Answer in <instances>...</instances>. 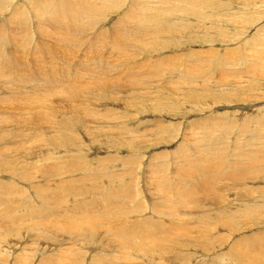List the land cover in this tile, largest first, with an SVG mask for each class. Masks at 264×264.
Here are the masks:
<instances>
[{"label":"rangeland","instance_id":"rangeland-1","mask_svg":"<svg viewBox=\"0 0 264 264\" xmlns=\"http://www.w3.org/2000/svg\"><path fill=\"white\" fill-rule=\"evenodd\" d=\"M146 1L161 16L154 10L142 28L136 8ZM95 4L76 23L61 8L28 16L25 34L13 23L2 27L16 47L0 53L1 150L15 165L2 169L0 182L17 193L0 186V264H264V0ZM26 6L36 8L2 0L1 25ZM135 28L133 38L126 30ZM36 95L45 97V110L53 105L83 127L62 140ZM162 177L175 186L161 188ZM95 178L101 183L93 190ZM41 186L50 200L33 197ZM104 186L120 198L114 202ZM230 206L231 215L223 214ZM124 208L132 228L114 226L126 221L113 217ZM69 218L95 219L93 236L62 228ZM180 218L187 240L177 248V234L163 226Z\"/></svg>","mask_w":264,"mask_h":264},{"label":"bare ground","instance_id":"bare-ground-1","mask_svg":"<svg viewBox=\"0 0 264 264\" xmlns=\"http://www.w3.org/2000/svg\"><path fill=\"white\" fill-rule=\"evenodd\" d=\"M25 4H27V3H29V5H33V6H35L36 8H34V11H32V12H29L28 11V9H26L25 10V8H28L27 6L26 7H23L24 9L23 10H18L17 9V11H15L14 13H12V11L10 12L11 13V15H10V17L9 18H7V17H4V20H5V22H6V24H4V26H2L1 25V23H0V53H4L5 51H7V52H12L14 49H15V47H16V44L14 43V42H12L11 41V37H10V35H9V33H8V31L7 30H3L2 29V27H8V24L9 23H13V24H16L17 26H19L20 28H18L19 29V31H23L24 30V25L25 24H28V19H27V17L28 16H31L32 18H33V13L35 14V15H38L39 13H40V15H42L43 16V18H45L46 16H53L59 9H61V8H65V9H68V10H72V11H70L67 15H68V17H70V19L72 20V22L73 23H76V22H78L79 21V19H80V17H81V15H82V13H83V11L84 10H88V9H90V8H97V4H95L96 3V1L97 0H91L86 6H83L79 1H73V0H58L57 2H55V1H53V0H22ZM113 1V0H112ZM9 2V1H8ZM2 3V0H0V4ZM145 3V4H144ZM4 4H5V2H4ZM8 4V3H7ZM99 4V3H98ZM11 5V4H10ZM15 6L16 5H18V4H14ZM13 5V6H14ZM149 5H150V3L149 2H143V3H140V6H142V9H138V8H136V11L138 12L139 11V13L140 14H142V16L140 17V20L142 21V28H144V18H149L150 20H152V17H151V15L150 14H154V13H151V12H153L154 10L156 11V16H161V14H159V13H157L158 11H160L159 9H152V8H149ZM32 7V6H31ZM17 8V7H16ZM20 9V8H19ZM133 8H131V9H129L128 11H131ZM1 10V9H0ZM25 10V11H24ZM134 10V9H133ZM127 11V12H128ZM1 12V11H0ZM28 14H27V13ZM137 12H136V14H137ZM5 13V12H4ZM128 13H131V12H128ZM127 13V14H128ZM126 14V15H127ZM132 14V13H131ZM5 15V14H4ZM41 16V17H42ZM156 16H154V17H156ZM163 16V15H162ZM38 17V16H37ZM128 17V16H127ZM122 18V17H121ZM129 18L132 20V18L129 16ZM157 18V17H156ZM124 19H126V17H123V20ZM139 19V18H138ZM137 19V20H138ZM41 20H42V18H41ZM128 20V19H127ZM156 20V19H155ZM40 21V20H39ZM45 21H49V20H47V19H45ZM130 21V20H129ZM128 21V22H129ZM41 22V21H40ZM126 22V21H125ZM149 22V21H148ZM147 22V23H148ZM43 23V22H42ZM48 23V22H47ZM35 24V23H34ZM40 24V23H39ZM31 25V24H30ZM139 25H140V23H139ZM140 27V26H139ZM86 29H88V27L86 26L85 27ZM158 29V28H157ZM133 38H135L136 37V35L138 34V33H140V31H139V28H135V29H131V30H126ZM144 31V30H143ZM150 31H152V30H150ZM77 32H78V30H77ZM146 32H148V31H146ZM23 33L25 34V31H23ZM28 33V32H27ZM169 33H171V32H169ZM158 34V33H157ZM12 35V34H11ZM49 34H47L46 36H48ZM108 35V34H107ZM154 35V34H153ZM98 36V35H97ZM13 37V36H12ZM37 37V36H36ZM102 37V36H101ZM109 37V36H108ZM111 37V36H110ZM156 37H153V38H151V39H155ZM168 38V37H167ZM40 39V38H39ZM43 40V39H42ZM17 41V40H16ZM51 43V42H50ZM75 43V42H74ZM11 44H13V45H11ZM15 44V45H14ZM103 44V43H102ZM86 42L83 44V48H86ZM91 45V44H90ZM104 45H105V43H104ZM126 45H127V43H126ZM10 46H12V47H10ZM49 46V45H48ZM45 47V46H44ZM44 47H42V49L44 48ZM49 48V47H48ZM54 48H56V47H54ZM97 48V45H95L94 46V51H95V49ZM143 48V47H142ZM49 49H51V48H49ZM78 49V48H77ZM80 49V48H79ZM17 51V55L19 54V51L18 50H16ZM93 51V52H94ZM76 52H77V54H80L81 53V51H79V50H76ZM123 53H126V51H123ZM1 58H0V76H3V75H5V74H2V73H5V71H6V67H5V65L3 64V62H2V56H0ZM77 57H81L82 59H85L86 60V63L88 62V60L84 57V55L83 56H81V55H77ZM22 57H19V56H16V61H18L19 63L21 62L20 61V59H21ZM159 59V58H158ZM79 61V60H78ZM77 61V62H78ZM159 61V60H158ZM23 62V61H22ZM21 62V63H22ZM184 62V61H183ZM153 63V62H152ZM162 64V63H161ZM127 65V64H126ZM185 65V64H184ZM183 66V65H182ZM100 66L98 65L97 67H96V71H99V68ZM161 69V68H160ZM58 72V71H57ZM128 72V71H127ZM50 73H53V72H50ZM56 73V72H55ZM59 73V72H58ZM60 74L62 75L63 74V69H62V67H61V70H60ZM12 75H10V77H11ZM176 76V75H175ZM76 77H78V75H76ZM178 78V77H177ZM4 79H2L1 81H3ZM55 81H57L58 82V80L56 79ZM6 82V81H5ZM8 83V82H7ZM171 83V82H170ZM10 84V83H9ZM172 84V83H171ZM170 84V85H171ZM89 88L92 90L93 89V87L90 85L89 86ZM60 89V88H59ZM64 90V89H63ZM57 93H58V91L57 90H55ZM71 91V90H70ZM70 91H69V100H71V99H73V96L71 97V95H73V94H77V92L75 91V89H73L72 91L73 92H71L70 93ZM137 91V90H136ZM59 92H60V90H59ZM9 94V93H8ZM176 94V93H175ZM34 96V95H33ZM36 96H38V95H36ZM196 96V95H195ZM6 97H9V96H6ZM15 97H18V96H16L15 95ZM14 97V98H15ZM31 97V96H30ZM39 97V96H38ZM37 97V98H38ZM104 97H106V95H104V96H102V98H101V100L103 101V100H108L107 98H104ZM178 97H179V95H178ZM11 98V97H10ZM25 98V97H24ZM28 98V97H27ZM34 99H35V97H33ZM67 98V97H66ZM189 98H191V95L189 96ZM26 99V98H25ZM29 100H30V98H29ZM36 101H37V103L40 105L39 106V108H40V113H41V116L43 117V120L46 122L48 119H50V121H51V125H54L53 127H54V130L52 131L54 134L55 133H61V139L62 140H64V141H66V139L64 138V133L67 131V132H73V130L74 129H76V128H78V127H83V126H79L78 124H68L67 123V118H65V116L66 115H63L58 109H56V108H54L53 107V105H50V107L48 108V110H45L44 109V105H45V97L44 96H42V97H39V99H36ZM64 101V100H63ZM121 101V100H120ZM20 102H22V101H20ZM26 102V101H25ZM29 102V101H28ZM30 102H33L32 100L30 101ZM29 102V103H30ZM36 105V103L34 104V106ZM120 105V104H119ZM76 106V105H75ZM79 107H80V105H78V109H79ZM137 107V106H136ZM77 109V110H78ZM58 110V111H57ZM80 112H82V111H80ZM114 113V112H113ZM43 114H46L45 116H43ZM78 114V116H80V114L79 113H77ZM115 114V113H114ZM22 116V115H21ZM20 119V118H19ZM20 120H22V118L20 119ZM19 120V121H20ZM70 120H72V119H70ZM114 120V119H113ZM79 121V120H78ZM73 122H74V120H73ZM113 122V121H112ZM20 123H22L21 121H20ZM40 123H43V122H40ZM39 123V125L40 126H38L37 128L39 129V131L41 130V129H43V127H42V125ZM75 123H78L77 122V120H76V122ZM124 125V124H123ZM126 125V124H125ZM52 127V128H53ZM68 127H69V129H68ZM205 127V126H204ZM87 129H89V128H87ZM30 130V129H29ZM68 130H70V131H68ZM37 131V129L35 128L34 129V132H36ZM38 131V132H39ZM76 131V130H75ZM33 132V133H34ZM41 132H42V130H41ZM44 133V132H43ZM129 133H131V132H129ZM52 134V133H51ZM70 134V133H69ZM125 134V133H124ZM66 135H68L67 133H66ZM121 135V134H120ZM41 136V135H40ZM49 136V135H48ZM51 137V136H50ZM67 137H69V136H67ZM208 137V136H207ZM52 138H54V137H52ZM72 139V138H71ZM75 139V138H74ZM73 139V140H74ZM50 140H52L51 138H50ZM78 140V139H77ZM53 141V140H52ZM67 141H69V140H67ZM76 142V141H75ZM51 143H53V142H51ZM63 143V142H62ZM74 144H77V143H74ZM52 145V144H51ZM126 145V147H128V148H130L131 147V145H130V143L129 144H125ZM2 141H1V138H0V172H2V169L3 168H11L12 167V165L11 164H13V160H11V158L10 157H7V156H5L4 155V152H2ZM70 149V148H69ZM181 149H183V148H181ZM59 150H61V149H59ZM58 150V151H59ZM63 151V150H62ZM179 151H181V150H179ZM60 152V151H59ZM183 152V151H182ZM181 152V153H182ZM60 155H61V153H60ZM60 157V156H59ZM64 157V156H63ZM161 157V156H160ZM188 157V156H187ZM4 159H6L5 161H3ZM97 159V158H96ZM72 160V159H71ZM114 160V159H113ZM55 161V160H54ZM97 161V160H96ZM252 163V165L254 164V165H256L257 164V160L256 159H251L250 160ZM259 161V160H258ZM16 162V161H15ZM14 162V163H15ZM45 162V161H44ZM94 162V161H93ZM60 163V162H59ZM13 165H15V164H13ZM254 165H253V167H254ZM160 166V165H159ZM24 167V166H23ZM22 167V168H23ZM115 167V166H114ZM13 168V167H12ZM16 168H18L17 166H16ZM47 168V167H46ZM50 168V167H49ZM14 169V168H13ZM31 169V168H30ZM20 170V169H19ZM22 170V169H21ZM28 170V169H27ZM26 170V171H27ZM25 171V170H24ZM48 171V169L46 170V172ZM51 171V170H50ZM50 171H49V173H50ZM107 171V170H106ZM111 171H113V170H111ZM18 172V171H17ZM108 172V171H107ZM158 172H159V170H158ZM14 173V172H13ZM43 173H44V170H43ZM24 174V173H23ZM45 174V173H44ZM123 175V174H122ZM132 175V174H131ZM13 176V175H12ZM54 175H49V177H53ZM124 176H125V174H124ZM128 176V175H127ZM160 176V175H159ZM166 176V175H165ZM165 176H164V178H165ZM70 177V176H69ZM88 177V176H87ZM86 177V178H87ZM119 177V176H118ZM168 177V176H167ZM19 178V177H18ZM59 178V177H58ZM61 178V180H60V182L61 181H64V178L63 177H60ZM94 178V177H93ZM53 179V178H52ZM57 179V178H56ZM55 179V180H56ZM84 179V178H83ZM96 180V182H94V181H92V182H94V187L92 188L93 190L94 189H96V188H100L99 187V183H101V182H97V181H99V179H97V178H95ZM105 179V178H104ZM168 178H166V179H163V177H162V180H161V182H162V184H160L161 185V188H164V189H168V188H173L174 186H175V183L174 182H169L168 180H167ZM170 179H171V176H170ZM88 180H89V178H88ZM91 180V179H90ZM101 180H102V178H101ZM15 181H18V180H16L15 179ZM116 181V180H115ZM19 182V181H18ZM3 182H0V186H2L3 188L2 189H4V190H8V191H10V193H14V192H16L17 193V191H15L16 190V188H12V186H10V187H8L5 183H3ZM88 183H89V181H88ZM87 183V184H88ZM16 185V184H15ZM130 185V184H129ZM26 186V185H25ZM65 185H62V183L61 184H58L57 185V187H60L59 189H56L58 192H60V194L62 193V191H64V189L62 188V187H64ZM28 187V186H27ZM31 187V186H30ZM38 187V186H37ZM36 187V188H37ZM85 187V186H84ZM125 187V186H124ZM1 188V187H0ZM29 188V187H28ZM47 188V187H46ZM45 188V189H46ZM56 188V187H55ZM104 188H105V192L110 196V197H113V200H114V202H115V200H118V197L120 196H117V197H115V195H114V188H112L111 190L107 187L106 188V186H104ZM132 188V187H131ZM1 189V190H2ZM41 189H42V186L39 188V190H37V191H35V192H33V193H36V195L35 196H33L34 198H36V199H39V198H41L42 200H50L49 198H51V197H49L48 195H42V192H44V191H42L41 192ZM48 189V188H47ZM3 190V191H4ZM20 190V189H19ZM56 190H55V192H56ZM100 190V189H99ZM113 190V191H112ZM143 190V189H142ZM141 190V191H142ZM21 191V190H20ZM48 191H50V190H48ZM78 191V190H77ZM86 191V190H85ZM90 191V190H89ZM96 191V190H95ZM130 191V190H129ZM1 192V191H0ZM57 192V193H58ZM92 192V191H91ZM99 192V191H98ZM102 192V191H101ZM121 192V191H120ZM125 193H127L126 191H124ZM2 194H4L3 192H1ZM27 193V192H26ZM78 193V192H77ZM22 194H23V192H22ZM22 194H20V195H22ZM81 194V193H80ZM101 195V199L103 198L104 200H106V201H108L104 196H103V194H100ZM132 195H134V194H132ZM132 195H129V197L131 196L132 197ZM6 196V195H5ZM52 196V195H51ZM58 196H60V195H55V198H57ZM62 196V195H61ZM60 196V197H61ZM11 197V196H10ZM53 197V196H52ZM7 198V197H6ZM16 198V197H15ZM59 198V197H58ZM57 198V199H58ZM120 198V197H119ZM134 198V197H133ZM2 199H3V197L1 196V194H0V203L2 202ZM5 199V198H4ZM3 199V200H4ZM61 199V198H60ZM6 200H8V199H6ZM59 200V199H58ZM11 201V200H10ZM54 201V200H53ZM101 201V200H100ZM109 202V201H108ZM137 202H139V201H137ZM263 202V201H262ZM9 203V202H8ZM33 203V202H32ZM260 203L261 202H259V203H256V205H255V208H258V206L260 205ZM264 204V203H263ZM263 204L261 203V205H262V207L261 208H259V210L260 209H262V210H264V207H263ZM15 205V204H14ZM75 205H77V204H75ZM60 206V205H59ZM144 206H145V204H144ZM125 207V206H124ZM253 207V206H252ZM121 208H122V206H121ZM24 209H26V208H24ZM23 209V210H24ZM255 210V209H254ZM13 211V210H12ZM26 211V210H25ZM222 211V213L223 214H228V215H231V212L230 211H233V209L231 208V206L230 207H228L227 209H225V210H221ZM250 211V208H248V210H246L245 211V213H248ZM118 212V215H115V216H113L114 217V219L116 218H118V220H123V219H126V221H128V222H126V221H124V222H122V221H117V222H115V224H114V226L116 225V223H117V225H119V224H122V227H124V226H127L126 224H130L129 225V227H131L132 228V226L131 225H134L135 224V222H133V221H129V217H128V215H129V211L128 210H125V208L124 209H121V210H119V211H117ZM253 212V211H252ZM215 213H217V212H215ZM254 213H255V211H254ZM65 214V213H64ZM207 214L208 213H206V212H203L202 214H201V216L202 217H204V216H207ZM218 214V213H217ZM31 215V214H30ZM151 215V214H150ZM168 215V214H167ZM219 215V214H218ZM244 215V214H243ZM153 216H154V214H153ZM177 216V215H176ZM179 216V215H178ZM227 216V215H226ZM225 216V217H226ZM32 217V216H31ZM157 217V216H156ZM155 217V218H156ZM172 217V216H171ZM208 217V216H207ZM154 218V217H153ZM155 218H154V220H155ZM160 218V217H159ZM168 218V217H167ZM175 218V217H174ZM229 218H230V216H229ZM66 219V218H65ZM75 219V218H74ZM74 219H71V218H69L68 220H69V222L70 223H72V224H69V222H68V224L67 225H65V226H63L62 228H64V229H67V230H69V228H76V230H77V234H79V235H83V234H85V232H87V234L89 233L91 236H93V232L96 230V228H94V227H92V225H96V220L95 219H93V218H89V219H86L85 221H84V223H82L81 222V219H78V220H74ZM115 219V220H116ZM140 219V218H139ZM207 219V218H206ZM228 219V218H227ZM233 218H231V220H232ZM134 220H136V219H134ZM208 220V219H207ZM62 221V220H61ZM214 221H215V219H214ZM228 221V220H227ZM138 222H140L139 220H138ZM138 222H137V224H138ZM181 222V218H180V220H178V221H173V220H170L169 219V221L167 222V223H165L164 224V228L165 227H167V228H169V230H171L173 233L175 232V234H177V238H176V240H175V242L176 243H178V244H176V246H177V248L179 247V246H181V245H184L185 243V241L187 240V236H185V235H183L184 234V232H183V229H182V227L181 226H179V223ZM223 222V221H222ZM66 224V223H65ZM89 225H91V226H89ZM140 225H142V224H140ZM218 225V224H217ZM220 225H222V224H220ZM62 226V225H61ZM119 226H121V225H119ZM234 226V225H233ZM118 227V226H117ZM141 227H143V225L141 226ZM154 227H155V224H154ZM159 227V226H158ZM226 227V226H225ZM126 228V227H125ZM166 228V229H167ZM122 229V228H121ZM127 229V228H126ZM159 229H161V228H159ZM234 229V228H233ZM59 230V229H58ZM140 230V229H139ZM158 230V229H157ZM168 230V229H167ZM123 232H124V234H126V232L127 231H124V230H122ZM129 231H131V230H129ZM153 231H156V230H153ZM62 232H64V231H62ZM67 232H69V231H67ZM119 232V231H118ZM156 232H158V231H156ZM234 232V231H233ZM129 234V233H128ZM128 234H126L127 236H128ZM146 234H148V236H154V235H152V232H151V230H149V229H147V231H146ZM130 235V234H129ZM182 235H183V240H181V237H182ZM5 237V236H4ZM165 237V236H164ZM173 237H175V236H173ZM172 237V238H173ZM110 238V237H109ZM119 239L121 238V235L118 237ZM118 238H114V240H119ZM149 239V238H148ZM99 240V239H98ZM154 240V239H153ZM152 240V241H153ZM189 240V239H188ZM149 241V240H148ZM124 243L125 242H123L122 241V245H124ZM156 243V242H155ZM155 243H153V244H155ZM214 243V242H213ZM187 244H189V241H187L186 242V246H187ZM205 244V243H204ZM149 245H151L150 243H149ZM156 245V244H155ZM209 245H211V242L209 243ZM154 246V245H153ZM185 246V245H184ZM223 246V245H222ZM122 248H123V246H121ZM172 248V247H171ZM176 248V249H177ZM184 248V247H183ZM162 249V248H161ZM179 249H181V247L179 248ZM120 250V249H119ZM183 250V249H182ZM121 251V250H120ZM204 251H206V250H204ZM122 252V251H121ZM208 252V251H207ZM205 253V252H204ZM66 254V253H65ZM64 254V255H65ZM160 254V253H159ZM229 254V253H228ZM59 255V254H58ZM62 255H63V253H62ZM122 255V254H121ZM60 256V255H59ZM56 257H57V255H56ZM65 257H67V255L65 256ZM251 257V256H250ZM65 259L63 256L60 258V260L61 259ZM76 258V257H75ZM116 258V257H115ZM119 258V257H118ZM255 258V257H254ZM253 258V259H254ZM62 259V260H63ZM68 259V258H67ZM73 259V258H72ZM122 259V258H121ZM240 259V258H239ZM238 259V260H239ZM247 259V258H246ZM57 260H59V259H57ZM59 260V261H60ZM69 260V259H68ZM99 260H100V258H99ZM241 260V259H240ZM244 261H246L245 259H243ZM248 260V259H247ZM51 261H54V259H51ZM56 261V260H55ZM74 261V259L71 261V263H74V264H76L75 263V261ZM83 261V260H82ZM252 261H254V260H252ZM251 261V262H252ZM247 262V261H246ZM65 263V262H64ZM103 262H102V260H100L99 262H96V263H94V264H102ZM112 263V262H111ZM244 263V262H243ZM247 263H249V262H247ZM61 264V263H60ZM63 264V263H62Z\"/></svg>","mask_w":264,"mask_h":264}]
</instances>
